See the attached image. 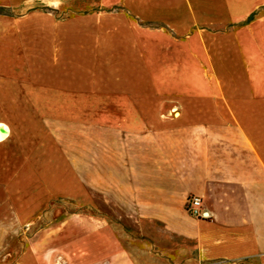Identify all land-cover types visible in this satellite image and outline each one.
Returning <instances> with one entry per match:
<instances>
[{
    "label": "crops",
    "instance_id": "obj_1",
    "mask_svg": "<svg viewBox=\"0 0 264 264\" xmlns=\"http://www.w3.org/2000/svg\"><path fill=\"white\" fill-rule=\"evenodd\" d=\"M74 1L128 9L195 57L179 69L192 74L170 85L147 61L120 65L85 92L66 69L64 83L50 84L58 94L12 97L65 107L59 119L52 106L49 119L31 108L0 117L9 130L0 167L49 169L35 182L72 185L64 199L82 210L40 227L0 264H264V0H13L0 6L9 9L0 88L26 78L25 68L11 71L12 9ZM190 195L202 200L200 218L186 212ZM14 215L25 222V211ZM7 226L0 221V249Z\"/></svg>",
    "mask_w": 264,
    "mask_h": 264
},
{
    "label": "rangeland",
    "instance_id": "obj_2",
    "mask_svg": "<svg viewBox=\"0 0 264 264\" xmlns=\"http://www.w3.org/2000/svg\"><path fill=\"white\" fill-rule=\"evenodd\" d=\"M12 1L0 0V6ZM10 14L15 18L9 20L8 25L11 60H17L11 62V71L17 66L25 68L26 78L20 81L16 78L11 80L15 81L14 86L0 88V117L9 116L16 121L18 116L24 118L26 109L31 108L38 115L42 111L49 119V107L52 106L56 113L51 119H59L57 111L65 105L44 102L25 105L12 97L58 94L50 92V84L64 83L66 72L63 70L66 69L77 89L87 86L85 92L96 90L100 82L109 78L114 67L120 65H140L147 61L154 68L155 79L163 76L170 85L192 74L179 69L193 64L195 57L181 54L182 50L173 46V40L161 30L135 23L128 9L74 1L62 7L41 3L38 7L13 8ZM2 100L6 102L2 103ZM75 103L72 105V128L74 133H80L81 104ZM40 172L47 174L50 171L39 167H0V221L7 222L3 233L10 241L8 246L0 249V254L17 252L18 243L33 240L40 227L54 219L65 218L67 213L82 210L79 205L64 199L66 187L72 185L35 182L40 179L35 176ZM79 186L73 185L75 192L80 190ZM18 210L25 211V222L14 225L13 221L18 218L14 213Z\"/></svg>",
    "mask_w": 264,
    "mask_h": 264
},
{
    "label": "built area",
    "instance_id": "obj_3",
    "mask_svg": "<svg viewBox=\"0 0 264 264\" xmlns=\"http://www.w3.org/2000/svg\"><path fill=\"white\" fill-rule=\"evenodd\" d=\"M185 209L190 216L200 218L202 216L201 198L194 195L188 196L186 199Z\"/></svg>",
    "mask_w": 264,
    "mask_h": 264
},
{
    "label": "bare ground",
    "instance_id": "obj_4",
    "mask_svg": "<svg viewBox=\"0 0 264 264\" xmlns=\"http://www.w3.org/2000/svg\"><path fill=\"white\" fill-rule=\"evenodd\" d=\"M8 133V127L5 124L0 123V142L8 136Z\"/></svg>",
    "mask_w": 264,
    "mask_h": 264
},
{
    "label": "trees",
    "instance_id": "obj_5",
    "mask_svg": "<svg viewBox=\"0 0 264 264\" xmlns=\"http://www.w3.org/2000/svg\"><path fill=\"white\" fill-rule=\"evenodd\" d=\"M0 14L1 15H9V9H6L4 7H0Z\"/></svg>",
    "mask_w": 264,
    "mask_h": 264
}]
</instances>
